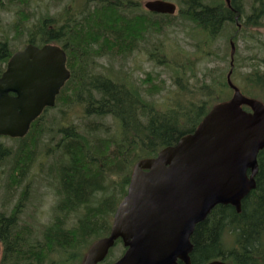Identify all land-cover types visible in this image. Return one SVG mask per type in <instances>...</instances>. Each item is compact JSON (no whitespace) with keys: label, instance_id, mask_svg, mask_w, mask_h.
<instances>
[{"label":"trees","instance_id":"trees-1","mask_svg":"<svg viewBox=\"0 0 264 264\" xmlns=\"http://www.w3.org/2000/svg\"><path fill=\"white\" fill-rule=\"evenodd\" d=\"M32 1L0 0V7H17L14 37L26 31L32 39L39 35V44H62L70 68L76 69H70L72 76L58 95L56 107L36 119L15 147L0 140V185L5 183L0 202L2 264H82L93 241L108 234L136 161L153 157L192 133L216 104L231 98L230 69L226 76L216 73L217 69L201 76L192 58L201 53L215 55L212 44L229 28L226 54L231 40L237 49L239 37H252V28L264 27V0H231L230 5L225 0H180L181 9L174 15L145 12L140 0L106 4L83 0L77 3L78 9L72 5L77 12L73 22L66 15L70 7L59 3L58 14L40 16L29 29ZM61 7L66 11L59 21ZM179 25L194 47L192 52L182 50L187 55L184 62L172 61L161 43L150 52L151 60L173 68L177 91L167 107L154 98L166 87L159 71L144 72L143 79L134 82L130 71H112V66L95 58L120 57L125 62L140 41ZM9 39L0 33V69L8 58ZM240 73L245 87L241 92L263 101L264 67ZM107 117L116 122L114 133L103 123ZM49 118L56 122L52 127H46ZM184 118L190 126H181ZM37 157L48 160V166L41 178L33 179L29 173ZM258 161L256 188L242 200L241 211L219 204L196 225L191 237L192 264L216 259L264 264V149ZM42 181H46L44 186ZM38 186L49 187L55 202L51 219L37 226L35 214L44 210L42 204L28 206L30 214L23 204L28 195L40 192L35 190ZM41 193L39 198L50 196ZM24 215L33 223L24 220ZM232 239L233 244L227 245Z\"/></svg>","mask_w":264,"mask_h":264},{"label":"water","instance_id":"water-1","mask_svg":"<svg viewBox=\"0 0 264 264\" xmlns=\"http://www.w3.org/2000/svg\"><path fill=\"white\" fill-rule=\"evenodd\" d=\"M145 6L153 12H176V4L166 0ZM235 51L231 40L227 80L232 98L217 104L192 133L135 164L109 236L91 246L84 264L102 261L118 238L127 250L113 264H192L196 225L218 204L241 211L242 200L257 185L264 103L244 95L232 82ZM66 61V52L53 44H29L11 56L0 75V135L24 137L44 109L55 105L71 76Z\"/></svg>","mask_w":264,"mask_h":264},{"label":"rangeland","instance_id":"rangeland-1","mask_svg":"<svg viewBox=\"0 0 264 264\" xmlns=\"http://www.w3.org/2000/svg\"><path fill=\"white\" fill-rule=\"evenodd\" d=\"M177 4L178 9H181L180 0H170ZM83 2V0H33L31 2V10L33 12V19L30 21V23H35L36 20L46 14L50 15H56L58 14V4L60 3L62 6L66 7H72V5L75 4V7L78 9L77 3ZM16 6H9V8L6 6L5 9L0 8V33L5 34L10 37L9 42L11 45H13V48L16 49L20 46H22L20 41L13 40L14 38V31H13V24L16 21ZM178 28L174 27L173 29L171 27L164 28L163 33L157 34L155 37H148L147 41L142 40L139 42L138 46L135 48V51L132 55L129 56L128 60L125 62H122L121 60L123 58L120 57H114L110 58L108 60L107 57L104 59H100V62L106 63V66H112V71H120L121 69L130 71L132 73V77L134 79V82H137L138 79H143L144 72H148L151 70H157L161 73V77L165 79L166 87L164 90H162L159 94L156 95V100L164 105L169 106L173 99L176 97V91L177 87L174 81V73L172 71V67H166L163 66L156 60H151L150 56V50H153L156 45L160 44V47L164 48L166 52H168V56L172 61L182 63L187 59V55H185L182 50L185 51H193L194 47L190 45V41L192 39L190 37H186L184 35V27L179 25ZM232 31V28H229L228 31L225 33L227 36L229 32ZM252 37H249L248 39L243 38L242 36L239 37V39L236 42L237 49H236V56H235V66L236 63L238 64L237 69L235 70V73L232 76L233 83L238 86L242 91L245 89L244 82L241 77L240 72H247L248 69L251 70L256 66L264 67V27L260 28H252L251 29ZM156 35V34H155ZM221 36L217 38L214 43L211 46V49L216 53L215 55H206L205 53H201L200 58H197V55L192 58V61H194L195 67L197 69L198 74L202 76L205 72H208L210 69H217L216 73L221 74V72H224L223 74H227L230 64H229V52H227V42H226V36ZM229 45V41H228ZM150 47L148 50L147 48ZM230 48V47H229ZM147 51V55H146ZM181 51V54H178V52ZM179 59H178V58ZM161 59V58H159ZM169 59V60H170ZM237 59V61H236ZM261 62V63H259ZM263 62V64H262ZM172 68V69H171ZM199 75V76H200ZM231 79V80H232ZM195 83V82H194ZM228 93V90L227 92ZM264 101V100H263ZM47 119V117H45ZM52 118H49L46 122V127L50 126L52 127L56 122L54 120H51ZM107 127L109 128V131L112 130V133H114L116 129V122L112 120L111 117H107L105 121L103 122ZM51 124V125H50ZM191 122L186 120V118L183 119L181 126H190ZM45 128V133L48 134L50 137V134L48 133L47 128ZM51 129V128H50ZM53 129V128H52ZM20 138H2V141L4 143H8L15 147L17 143H19ZM48 139H45V142H40V147L42 150L47 143ZM56 157V156H55ZM48 166V160H46L43 157H37L35 163L31 167L29 175L33 179H38L43 176V171L46 170ZM6 169V168H5ZM133 169V167H132ZM43 186L46 184V181H42ZM39 188H35V190H38L40 192H36L33 194V197L30 202V206H33L34 204L41 205L44 209L39 210L37 214H35L36 220L38 221L37 226L41 225L43 222H48L52 217L53 212V205H54V198H52L51 191L49 190V187L41 189L42 186H38ZM45 189V190H44ZM49 191V192H48ZM42 192V193H41ZM41 193V195L44 197L46 194L49 193L48 198H39L38 194ZM35 196L37 198L35 199ZM3 194L0 195V202L2 200ZM29 204V202H28ZM1 209V208H0ZM31 208H28V205L26 207V213L30 214L31 212H28ZM24 220H28L30 224L33 223L34 219L28 218V216L24 215L22 216ZM227 238H229L227 236ZM227 245L233 244V239L229 242H226ZM121 249V246L117 247L115 249L116 254ZM85 257V255H84ZM113 257V256H112ZM83 263V261H82Z\"/></svg>","mask_w":264,"mask_h":264},{"label":"flooded vegetation","instance_id":"flooded-vegetation-1","mask_svg":"<svg viewBox=\"0 0 264 264\" xmlns=\"http://www.w3.org/2000/svg\"><path fill=\"white\" fill-rule=\"evenodd\" d=\"M103 2V3H108V1H110V0H94V2ZM148 1H152V0H140L139 1V3H140V8L142 9V10H144L145 12H150V13H153V14H158V13H154V12H151V11H149L148 9H146V7H145V3L146 2H148ZM166 1H168V0H166ZM82 3V2H81ZM5 4V3H4ZM6 6H8V4H5V6L4 7H0L1 9H5V7ZM62 6V5H61ZM66 11V10H65ZM65 11L63 10V8L61 7L60 9H59V16H58V18H59V21H62V19L63 18H61L62 17V15L65 13ZM77 14V12H75V8L74 7H71L70 8V11H67V13H66V15H68V16H70V18H72V22H73V19H74V17H75V15ZM69 18V17H68ZM67 19V18H66ZM66 24V23H65ZM64 25V24H63ZM73 25H74V23H73ZM33 26H34V23H28V27H29V29H30V27H32L33 28ZM14 36H16V33L14 32ZM18 36H20V37H17V38H15V37H13L14 39V41L15 40H17V41H20L21 42V44H22V46H20V47H18V48H16V49H14L13 48V45H11L10 44V42H9V53H8V58H7V61L5 62V64L3 63V68L2 69H0V75L3 73V71L5 70V67L7 66V64H8V62H9V60H10V58H11V56L15 53V52H17V51H20V50H23L27 45H29V44H33V45H35V46H38V47H41V46H43V45H45V43H43V44H39L38 42L40 41V37H39V35H34V37H33V39L31 38V36H30V34L28 33L27 34V32L25 31V33L24 34H21V35H18ZM47 44V43H46ZM55 45H57V46H59L60 48H62L65 52H66V50H65V48H64V46L62 45V44H60V43H57V44H55ZM150 47H148L147 48V50L149 49ZM153 50H150L149 52H152ZM158 52V51H157ZM66 55H67V52H66ZM146 55H147V51H146ZM68 57V56H67ZM95 58H97V59H104L105 57L104 56H98V57H95ZM66 66H67V68L68 69H76L75 67L74 68H70V66H69V64H68V61H66ZM11 95H15L13 92H11L10 93ZM56 106L54 105L53 107H46L45 109H44V112H43V114H45L48 110H50L51 108H55ZM42 114V115H43ZM2 138H4V137H2V136H0V140L2 141ZM4 186H5V183H2L1 185H0V195H2L3 194V197H5L4 196V192H3V188H4ZM32 197H33V195L31 194V196L30 195H28V198L24 201L25 202V204H23V207H27V205L28 206H30V202H31V199H32ZM28 202H29V204H28ZM4 241H2V239H1V237H0V264H2V262H3V259H4ZM115 246L113 247V248H111L110 250H109V253H108V255H107V257L103 260V261H101V262H99L98 264H113L114 262H116L117 260H119L122 256H123V254L125 253V251H126V247H124V245H123V241H122V239L121 238H118L117 240H116V242H115V244H114ZM119 246H121V249L117 252L118 254H116V252H115V250H113L115 247L117 248V247H119ZM113 256V257H112ZM8 263H9V259H8Z\"/></svg>","mask_w":264,"mask_h":264},{"label":"bare ground","instance_id":"bare-ground-1","mask_svg":"<svg viewBox=\"0 0 264 264\" xmlns=\"http://www.w3.org/2000/svg\"><path fill=\"white\" fill-rule=\"evenodd\" d=\"M123 18V17H122ZM149 22V21H148ZM137 26V25H136ZM114 151V150H113Z\"/></svg>","mask_w":264,"mask_h":264}]
</instances>
